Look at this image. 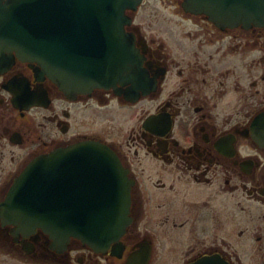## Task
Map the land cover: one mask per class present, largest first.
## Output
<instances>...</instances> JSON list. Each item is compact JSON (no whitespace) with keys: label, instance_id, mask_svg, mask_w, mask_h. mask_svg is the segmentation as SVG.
<instances>
[{"label":"flooded vegetation","instance_id":"af4514ba","mask_svg":"<svg viewBox=\"0 0 264 264\" xmlns=\"http://www.w3.org/2000/svg\"><path fill=\"white\" fill-rule=\"evenodd\" d=\"M128 15L139 72L112 87L68 96L38 63L0 56V207L34 159L96 141L128 170L131 223L96 250L0 217V264H264V28L221 29L181 0Z\"/></svg>","mask_w":264,"mask_h":264},{"label":"water","instance_id":"95a60500","mask_svg":"<svg viewBox=\"0 0 264 264\" xmlns=\"http://www.w3.org/2000/svg\"><path fill=\"white\" fill-rule=\"evenodd\" d=\"M181 1L186 12L204 15L221 29L264 28V0ZM142 2L0 0V53L39 63L71 96L115 86L129 71L139 72L130 45L136 37L126 27L133 21L127 11ZM69 183L83 201L67 199ZM132 185L112 148L83 141L31 162L12 185L0 217L18 232L41 229L58 243L75 237L104 249L131 223Z\"/></svg>","mask_w":264,"mask_h":264},{"label":"rangeland","instance_id":"374dc122","mask_svg":"<svg viewBox=\"0 0 264 264\" xmlns=\"http://www.w3.org/2000/svg\"><path fill=\"white\" fill-rule=\"evenodd\" d=\"M149 20H151V19H148V17H146V16H139L138 18H137V22L139 23V24H141V27H142V29H143V31H144V33H146L147 34V37L148 38H156V39H164L165 37H166V35H165V32H163L162 30H161V28L159 27L160 26V24L159 23H161L162 22V19H159V21H158V19H157V22L156 23H154L153 25H150L149 24ZM155 19H153V21H154ZM161 21V22H160ZM169 24H170V22H169ZM164 26H162V28H163ZM170 27V26H169ZM187 29H185V30H191L192 28L191 27H186ZM166 29V28H165ZM165 36V37H164Z\"/></svg>","mask_w":264,"mask_h":264}]
</instances>
